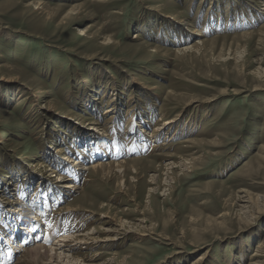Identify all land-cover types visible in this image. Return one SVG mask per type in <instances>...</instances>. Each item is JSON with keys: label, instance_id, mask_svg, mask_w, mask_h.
<instances>
[{"label": "rangeland", "instance_id": "rangeland-1", "mask_svg": "<svg viewBox=\"0 0 264 264\" xmlns=\"http://www.w3.org/2000/svg\"><path fill=\"white\" fill-rule=\"evenodd\" d=\"M0 133V264H264V0H0Z\"/></svg>", "mask_w": 264, "mask_h": 264}, {"label": "bare ground", "instance_id": "bare-ground-1", "mask_svg": "<svg viewBox=\"0 0 264 264\" xmlns=\"http://www.w3.org/2000/svg\"><path fill=\"white\" fill-rule=\"evenodd\" d=\"M193 34L197 35V37H201L202 36V33L201 31H198L197 29L195 31H193ZM139 36H137L136 38H138ZM136 103V102H135ZM171 123V122H170ZM157 129V128H156ZM165 131V130H164ZM145 132V131H144ZM132 133V132H131ZM1 134V140H0V144L2 143H5L6 141V137L3 135V133H0ZM134 135V133H133ZM132 135V136H133ZM152 139L155 138V135L154 133L151 135ZM135 138V137H134ZM135 145V144H134ZM60 151H63V150H60ZM105 152V151H104ZM103 158V157H102ZM64 163H67L68 164V160L71 161V159L69 157L66 156V158L63 159ZM86 160V159H85ZM134 163L137 162V161H133ZM132 163V160L131 161H122V162H117V163H112V162H103V160L101 159L100 161L98 160V162L94 165L91 164V166H85L84 164L82 165V163L80 162H75L72 166V169L75 170V171H78L79 174L82 173V171H86L88 169L90 170H93L94 172H99L100 170L103 171V172H106L107 174H112L114 170L118 169L119 171L122 170V168L128 164ZM138 163V162H137ZM78 165H79V168H78ZM81 166V167H80ZM47 166L45 165H42L41 168H46ZM66 168V167H65ZM107 170V171H105ZM100 171V172H101ZM126 171V170H125ZM77 172V173H78ZM56 173V171H54V174ZM56 175V174H55ZM78 175V174H77ZM106 176V174H104ZM77 177V176H76ZM61 180H65L67 179V176L65 175H62L61 177ZM77 180V179H76ZM68 181H71V179L63 182L66 189L69 190V192H73V191H76L78 189H80V187L75 184V183H67ZM7 199V198H6ZM82 200H84V198H81L79 200H75L74 204L70 205L69 207H67V210L69 211H77V208H74V206L77 205H81V203L83 202ZM6 202V200L4 201ZM18 203V202H17ZM39 212V210H38ZM42 213V212H41ZM44 214V213H43ZM29 220V219H28ZM112 222V221H111ZM30 223V222H29ZM32 229V227H30ZM38 228V227H36ZM61 231V230H60ZM52 233V228H47L46 230V238L45 240L47 241L50 234ZM55 233V231H54ZM6 234V233H5ZM19 235V234H18ZM20 236L21 238H19L18 236H16V238L13 237V239L11 240V238L9 239V242H7V239H6V243L11 246V245H14V242L15 240H18L19 241V244H22L23 242H26L27 244L32 242L33 241V237L35 236H38V234H36V231H24V230H21L20 232ZM112 237L114 236H109L108 238V241H112L114 240ZM117 238V237H115ZM15 239V240H14ZM39 239V238H38ZM73 240V241H72ZM84 240V239H83ZM83 240L81 238H78V236H63L59 239L58 242H69L67 244H61L60 245V248L58 249H52L51 248H48V246H45L44 244V241L35 246V247H30V245L28 247L27 244L24 245V247L26 248H22L20 245L18 248L15 249L14 252V255L17 253V252H21L22 254L18 256V258L16 259L15 263L14 264H58L59 263V260L61 261L62 260V257L65 256L64 260L67 259V262L69 264H74V262L76 264H82L83 262H80L79 259L75 258L73 255H72V252L76 249L74 248V245L71 243V242H80L82 243ZM107 240V239H106ZM97 241V240H96ZM85 242V241H84ZM85 244V243H84ZM56 245V244H54ZM7 246V245H6ZM57 246V245H56ZM54 247V246H53ZM59 251H62L61 253H58ZM10 253H11V250H10ZM65 254V255H64ZM13 256V254H11ZM98 254H96L97 256ZM198 259V258H197ZM195 259L191 264H200L201 260L204 259V257H200V259ZM5 260V258L3 259ZM63 260V261H64ZM94 259H92L91 261H93ZM58 261V262H57ZM57 262V263H56ZM4 264V263H3Z\"/></svg>", "mask_w": 264, "mask_h": 264}]
</instances>
